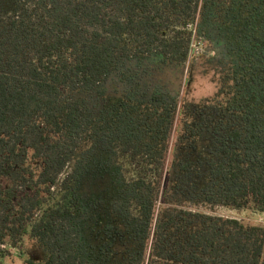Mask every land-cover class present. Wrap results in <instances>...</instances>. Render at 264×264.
Here are the masks:
<instances>
[{"label":"trees","instance_id":"16d2710c","mask_svg":"<svg viewBox=\"0 0 264 264\" xmlns=\"http://www.w3.org/2000/svg\"><path fill=\"white\" fill-rule=\"evenodd\" d=\"M33 5L0 11V264H264V227L180 206L264 213V0ZM194 40L217 91L179 104Z\"/></svg>","mask_w":264,"mask_h":264},{"label":"rangeland","instance_id":"374dc122","mask_svg":"<svg viewBox=\"0 0 264 264\" xmlns=\"http://www.w3.org/2000/svg\"><path fill=\"white\" fill-rule=\"evenodd\" d=\"M33 4H35V0H0V11L2 15H10L12 13H17L24 7L25 9L32 10ZM191 48L194 54L187 62L182 81L183 86L180 93L179 104H197L205 98L214 96L217 91V77L212 69L207 67L204 63V58L213 56L215 54L214 51L208 48L207 43L200 40H194ZM179 120L180 118H178V121ZM177 123L170 141V148L167 156L168 166H170L173 160L174 146L178 139ZM172 203L178 205L175 202ZM180 206L213 216L237 219L245 225L264 227V213L254 212L252 209L233 210L224 207H211L209 205L193 206L186 203ZM25 259H30L32 261H40L43 259L41 251L29 240L24 241L21 251L11 250V257L6 260L4 264H24Z\"/></svg>","mask_w":264,"mask_h":264}]
</instances>
